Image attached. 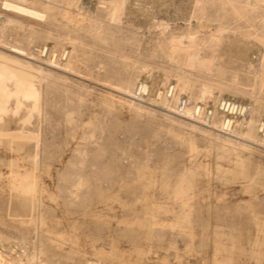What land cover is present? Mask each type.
Wrapping results in <instances>:
<instances>
[{
	"label": "rangeland",
	"instance_id": "1",
	"mask_svg": "<svg viewBox=\"0 0 264 264\" xmlns=\"http://www.w3.org/2000/svg\"><path fill=\"white\" fill-rule=\"evenodd\" d=\"M0 69V264H264V0H0Z\"/></svg>",
	"mask_w": 264,
	"mask_h": 264
},
{
	"label": "built area",
	"instance_id": "2",
	"mask_svg": "<svg viewBox=\"0 0 264 264\" xmlns=\"http://www.w3.org/2000/svg\"><path fill=\"white\" fill-rule=\"evenodd\" d=\"M185 101L182 102L181 106H180V109L181 111L184 109L185 107ZM221 109L224 111H233L234 114H237V115H243L245 113V107L244 106H241V105H238V104H235V103H232V102H222L221 104ZM200 107L196 108V111L195 113L197 115L200 114ZM206 119H211L212 118V113L211 112H208V115H204Z\"/></svg>",
	"mask_w": 264,
	"mask_h": 264
},
{
	"label": "bare ground",
	"instance_id": "3",
	"mask_svg": "<svg viewBox=\"0 0 264 264\" xmlns=\"http://www.w3.org/2000/svg\"><path fill=\"white\" fill-rule=\"evenodd\" d=\"M136 2V1H135ZM153 2V1H152ZM133 3V2H132ZM149 3V2H148ZM155 3V2H154ZM143 4V3H142ZM5 5V7H7V8H10V9H13L14 11H17L18 13H23V14H27V15H31V16H38V17H40V15L37 13V12H34V11H31V10H29V9H27V8H24V7H22V6H18V5H11L10 3L9 4H4ZM120 9V8H119ZM240 46V45H239ZM258 50V49H257ZM172 52V51H171ZM258 55V54H257ZM256 55V56H257ZM169 56V55H168ZM263 57V56H262ZM222 58V57H221ZM8 69H9V67H8ZM1 70V69H0ZM10 71H12L11 69H10ZM10 71H8V72H10ZM17 72V71H16ZM20 72V70H18V73ZM14 73H15V71H14ZM13 73V74H14ZM16 74V73H15ZM20 74V73H19ZM17 75V74H16ZM18 76V75H17ZM23 76V75H22ZM20 81V80H19ZM24 84V83H23ZM131 84V83H130ZM20 85V84H19ZM27 88V87H26ZM32 89V88H31ZM142 89H146V87L145 86H143L142 85ZM145 91V90H144ZM34 93V92H33ZM203 95V94H202ZM211 95V94H210ZM36 97V96H35ZM200 107V106H199ZM2 111V110H1ZM234 112L233 111H224V109H223V115L225 116V117H230L232 114H233ZM2 114V113H1ZM1 121V120H0ZM228 123H230V120H228ZM232 123V122H231ZM261 130V129H260Z\"/></svg>",
	"mask_w": 264,
	"mask_h": 264
}]
</instances>
